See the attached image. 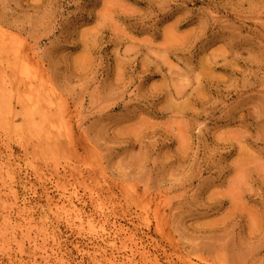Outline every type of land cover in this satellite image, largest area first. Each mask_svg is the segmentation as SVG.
Returning <instances> with one entry per match:
<instances>
[{"label":"rangeland","instance_id":"374dc122","mask_svg":"<svg viewBox=\"0 0 264 264\" xmlns=\"http://www.w3.org/2000/svg\"><path fill=\"white\" fill-rule=\"evenodd\" d=\"M0 264H264V0H0Z\"/></svg>","mask_w":264,"mask_h":264}]
</instances>
